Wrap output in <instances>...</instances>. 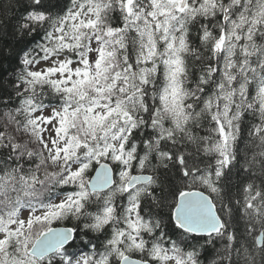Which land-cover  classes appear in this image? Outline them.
Instances as JSON below:
<instances>
[{
    "label": "snow or ice",
    "instance_id": "obj_1",
    "mask_svg": "<svg viewBox=\"0 0 264 264\" xmlns=\"http://www.w3.org/2000/svg\"><path fill=\"white\" fill-rule=\"evenodd\" d=\"M0 264H264V0H10Z\"/></svg>",
    "mask_w": 264,
    "mask_h": 264
},
{
    "label": "trees",
    "instance_id": "obj_2",
    "mask_svg": "<svg viewBox=\"0 0 264 264\" xmlns=\"http://www.w3.org/2000/svg\"><path fill=\"white\" fill-rule=\"evenodd\" d=\"M10 0H0V13H2L8 6Z\"/></svg>",
    "mask_w": 264,
    "mask_h": 264
}]
</instances>
